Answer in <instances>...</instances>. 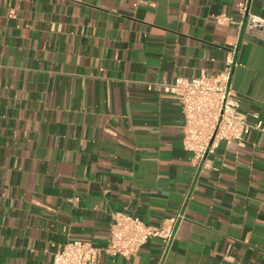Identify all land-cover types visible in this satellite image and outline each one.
Listing matches in <instances>:
<instances>
[{"label": "crops", "instance_id": "crops-1", "mask_svg": "<svg viewBox=\"0 0 264 264\" xmlns=\"http://www.w3.org/2000/svg\"><path fill=\"white\" fill-rule=\"evenodd\" d=\"M248 14L264 0H0V264L103 248L116 212L182 217L166 253L153 239L91 264H264V36ZM228 59L262 127L197 168L182 105L158 84Z\"/></svg>", "mask_w": 264, "mask_h": 264}, {"label": "built area", "instance_id": "built-area-1", "mask_svg": "<svg viewBox=\"0 0 264 264\" xmlns=\"http://www.w3.org/2000/svg\"><path fill=\"white\" fill-rule=\"evenodd\" d=\"M245 11L246 6L241 4ZM224 18V17H223ZM232 21L231 18H224ZM247 28L264 36V17L248 14ZM234 61L228 59L222 71L209 74L203 71L192 78L178 77L170 83H160V91L175 95L182 105L184 117V147L193 153L197 168L207 156L215 153L220 142L241 141L251 129H261L262 122H249L231 88ZM181 214L168 220L167 225H147L139 217L124 212L112 216L110 236L105 247L97 248L90 242L72 240L61 245L54 254L55 264H91L102 253L131 258L153 239L163 243L164 253L176 236Z\"/></svg>", "mask_w": 264, "mask_h": 264}, {"label": "water", "instance_id": "water-1", "mask_svg": "<svg viewBox=\"0 0 264 264\" xmlns=\"http://www.w3.org/2000/svg\"><path fill=\"white\" fill-rule=\"evenodd\" d=\"M247 17H248V15H247ZM247 17H246V20H245V22H244V25L246 24V22H247Z\"/></svg>", "mask_w": 264, "mask_h": 264}]
</instances>
